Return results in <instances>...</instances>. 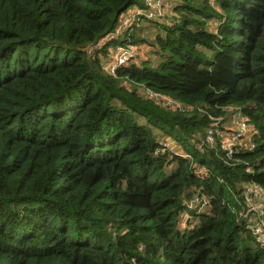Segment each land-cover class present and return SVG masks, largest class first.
<instances>
[{"label":"trees","instance_id":"obj_1","mask_svg":"<svg viewBox=\"0 0 264 264\" xmlns=\"http://www.w3.org/2000/svg\"><path fill=\"white\" fill-rule=\"evenodd\" d=\"M133 6L0 0V264H264L231 212L244 185L264 189V0H172L168 22L89 57ZM138 43L150 57L107 74L108 48ZM229 108L257 131L254 150L197 152ZM165 138L190 160L156 153ZM192 194L210 204L181 231Z\"/></svg>","mask_w":264,"mask_h":264},{"label":"built area","instance_id":"obj_2","mask_svg":"<svg viewBox=\"0 0 264 264\" xmlns=\"http://www.w3.org/2000/svg\"><path fill=\"white\" fill-rule=\"evenodd\" d=\"M172 15V0H143V7H135L128 9L123 13L117 22L113 32L95 45L87 47L86 54L89 57L99 53L104 44L111 39H118L130 42V35L133 28L145 20L150 22L163 23ZM216 31V27L211 29ZM108 57L103 59V69L109 75H115L117 69L129 66L136 53L135 46L131 44L116 45L108 48ZM146 97L154 99L162 103L164 107L171 108L173 106L182 109L169 97L154 93L149 89H143ZM258 133L249 121L243 116L239 108H229L226 118L212 119L209 128L206 129L204 136L199 137L195 143V150L203 152L204 149L219 148L224 153L227 160L241 153L251 152L256 147ZM175 148V147H174ZM170 145L165 138L160 142V148L156 153L165 150L190 160L189 155L177 150ZM193 174L197 177H203L208 174V170L203 167L193 165ZM243 199L235 198V205L231 207V212L238 220L244 221L246 229L256 235L257 240L264 248V189L254 185L246 184L243 190ZM210 204V198L205 195L192 194L191 197L183 202V210L179 217V229L187 230L193 225V217L191 212L196 213L205 209Z\"/></svg>","mask_w":264,"mask_h":264},{"label":"rangeland","instance_id":"obj_3","mask_svg":"<svg viewBox=\"0 0 264 264\" xmlns=\"http://www.w3.org/2000/svg\"><path fill=\"white\" fill-rule=\"evenodd\" d=\"M136 6H133L131 7V9H134ZM170 18V17H169ZM169 18H167V22L169 21ZM146 34H149V37L151 36V38H149L150 40H152V37H154V33H152V30H143V31H140V32H137L136 34V39H145L147 41V35ZM122 40V39H121ZM131 41V39H130ZM136 48V53H135V58H134V62H142V61H145L148 59V57H150V51H151V48L150 46L147 44V43H141V44H137L135 46ZM170 145L174 148V150H177V151H180V148L176 145V143L169 139V138H166Z\"/></svg>","mask_w":264,"mask_h":264}]
</instances>
